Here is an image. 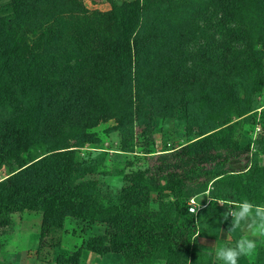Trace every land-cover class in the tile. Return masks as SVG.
<instances>
[{"label": "trees", "instance_id": "trees-1", "mask_svg": "<svg viewBox=\"0 0 264 264\" xmlns=\"http://www.w3.org/2000/svg\"><path fill=\"white\" fill-rule=\"evenodd\" d=\"M64 1L10 0L0 8V109L11 108L0 117V173L25 154L19 169L0 179V250L16 233L15 216L33 212L42 223L29 256L42 264L56 252L54 264H83V250L118 255L122 264H215V253L202 242L222 240L226 209L209 201L193 216L190 200L211 186L213 201L264 203V137L248 135L264 124V111L258 112L264 105V0H208L222 20L233 10L248 11L254 29L228 35L207 76L191 79L181 64L163 82L162 42L185 49L171 21L198 0H113L109 12L93 19L75 7L59 12ZM69 38L70 52L63 47ZM232 41L244 46L238 65ZM125 101L117 113L116 103ZM178 106L185 109L187 146L151 155L146 170L102 172L80 163L76 150L44 146L45 139L35 148L42 155L31 151L45 125H61L52 124L58 112L92 119L89 114L101 110L116 120L122 152L137 146L149 152L156 121L173 117ZM97 176H121L124 185L114 190ZM69 219L99 226L101 234L62 251ZM257 249L254 264H264V239Z\"/></svg>", "mask_w": 264, "mask_h": 264}, {"label": "rangeland", "instance_id": "rangeland-1", "mask_svg": "<svg viewBox=\"0 0 264 264\" xmlns=\"http://www.w3.org/2000/svg\"><path fill=\"white\" fill-rule=\"evenodd\" d=\"M77 4L73 5L72 0H65L58 5L57 10L60 12H69L70 8L75 7L86 14L87 19L97 18L103 13H107L112 9L113 0H79ZM133 1V0H129ZM10 0H0V8L9 4ZM191 11L181 12L176 19L171 21L174 31V38L179 39L177 42H182L185 49L179 50L178 45L172 46L169 43L162 42L164 51L159 56L160 65V81L170 80V76L179 71L181 64L185 65L188 76L191 79L200 80L207 76L209 71H214L211 68L215 64V60L221 57L224 50L221 43L228 37L238 35L246 36L250 28V13L244 9L233 10L229 19L222 20V15L214 7L208 5V0H198ZM257 12V10H256ZM258 13V12H257ZM224 21V22H223ZM259 25L260 21H257ZM172 33V28H168ZM69 52L73 51L74 39L69 38L63 44ZM235 49L234 62L238 65L243 62L242 43L232 41ZM168 53L173 56L169 57ZM214 53V56H212ZM217 54V55H216ZM165 55L168 57H165ZM216 55V57H215ZM164 57V58H163ZM213 59V60H211ZM71 60V57H68ZM226 63V62H225ZM223 69H226L224 64H221ZM195 81V80H194ZM154 84V82H153ZM147 86L153 90L154 86L148 83ZM136 91L130 92L125 100L130 99ZM175 101H180V93H177ZM117 113L123 111L127 107L126 101L118 104ZM11 108L0 109V117L10 112ZM184 107L178 106L174 112L173 117L167 119H159L155 123L156 145L150 148V151L137 146L134 152L125 153L120 150V134L117 131L116 120L108 119L103 116V112L99 110L98 114L90 113L92 119L83 118L81 114L58 112L59 118H55L52 124H61L55 127L45 125L36 136L37 143H34L31 151H35L38 156L42 155L44 150H35L38 144L43 139L47 140L43 143L44 146H58L61 150H76L78 154V161L88 165H95L104 171H114L115 169H124L126 172L146 170L148 168V161L151 155H158L164 153L167 149L183 148L187 146V123L185 118ZM264 111V105L258 110L259 113ZM67 120L68 122L63 123ZM252 139H260L264 137V124L258 123L255 129L248 134ZM247 138V137H246ZM246 138L242 139V143L246 144ZM25 154L12 159L9 165L0 173V179L12 175L19 169L23 163ZM100 172V171H99ZM99 180L103 179L112 189L119 190L123 187V179L121 176H97ZM206 198V197H204ZM204 202L201 201L203 206ZM17 223L16 233L9 239L8 245L5 249L0 250V264H42L36 261L35 257L28 256L30 250H33L38 245L39 234L42 223V215L40 213L26 212L22 216H15ZM225 225H231V218L225 221ZM91 227V229H90ZM99 226H84L72 219H69L66 224L67 233L64 234L62 251H75L81 248L83 243L91 236L101 234ZM245 232L241 230L234 231V237L231 239L230 246H234L235 242L244 235ZM257 248L261 238H255ZM204 244L206 249L215 253L217 248H212L217 242H207ZM208 244V245H207ZM223 245V244H220ZM217 246V244H216ZM215 246V247H216ZM224 246V245H223ZM257 250L250 256H241L238 264H254ZM57 252L48 264H54ZM83 264H93L92 260L95 258L100 260L102 264H122V259L118 255H108L105 257H95L88 251L82 252ZM112 259V260H111ZM112 263H111V262ZM108 262V263H107ZM157 264H164L159 261ZM215 264H222V262L215 259Z\"/></svg>", "mask_w": 264, "mask_h": 264}, {"label": "clouds", "instance_id": "clouds-1", "mask_svg": "<svg viewBox=\"0 0 264 264\" xmlns=\"http://www.w3.org/2000/svg\"><path fill=\"white\" fill-rule=\"evenodd\" d=\"M214 189L210 186L208 191L199 194L190 201L188 212L193 216L197 215L198 209L202 207L201 201L207 197L210 202L224 207L226 210L221 214L223 221L231 218L229 232L241 230L245 232L235 242L234 246L218 247L215 251V259L222 264H238L241 256H250L257 249L255 238L264 239V203H254L248 199L236 201L232 199H220L213 201L211 192ZM196 237L200 236L199 220L196 222ZM191 264V261H188Z\"/></svg>", "mask_w": 264, "mask_h": 264}, {"label": "crops", "instance_id": "crops-1", "mask_svg": "<svg viewBox=\"0 0 264 264\" xmlns=\"http://www.w3.org/2000/svg\"><path fill=\"white\" fill-rule=\"evenodd\" d=\"M203 202H204V204H203V206L204 207H206V205L209 203V200H208V198L206 197V198H203V200H202ZM228 228H229V226H227V225H225V232H224V234H223V238H222V240L221 241H219V242H217V243H215L214 244V242H213V244L214 245H212V248H213V246H214V248H217L218 246H230V245H232L231 244V239H233V237H234V231H232V232H229L228 231ZM207 242H212V241H207ZM204 244H206L205 243V241H203L202 242V245L203 246H205ZM216 244H217V246H216ZM220 244H223V245H220ZM208 245V244H207ZM216 246V247H215ZM30 252V251H29ZM28 256H29V253H28ZM84 257V256H83ZM96 257V256H95ZM112 260V259H111ZM92 262H93V264H102V262L100 261V260H97V259H93L92 260ZM111 262V261H110ZM108 263V262H107ZM112 263V262H111Z\"/></svg>", "mask_w": 264, "mask_h": 264}, {"label": "built area", "instance_id": "built-area-1", "mask_svg": "<svg viewBox=\"0 0 264 264\" xmlns=\"http://www.w3.org/2000/svg\"><path fill=\"white\" fill-rule=\"evenodd\" d=\"M192 200V199H191ZM190 200V201H191ZM189 206H190V203H189ZM204 208V206H202L200 209H198V212L201 210V209H203ZM198 212H197V214H198Z\"/></svg>", "mask_w": 264, "mask_h": 264}]
</instances>
